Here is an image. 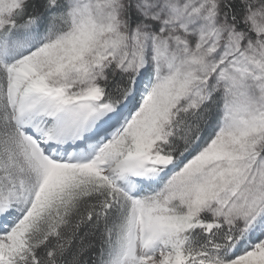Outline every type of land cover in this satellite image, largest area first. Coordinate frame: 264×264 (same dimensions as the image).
<instances>
[{
  "label": "snow or ice",
  "instance_id": "6c2138e0",
  "mask_svg": "<svg viewBox=\"0 0 264 264\" xmlns=\"http://www.w3.org/2000/svg\"><path fill=\"white\" fill-rule=\"evenodd\" d=\"M0 264H264V0H0Z\"/></svg>",
  "mask_w": 264,
  "mask_h": 264
}]
</instances>
